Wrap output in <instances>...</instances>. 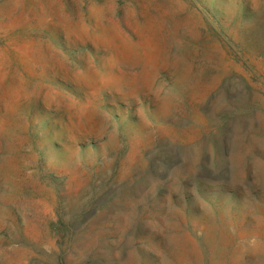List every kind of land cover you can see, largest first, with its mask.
Here are the masks:
<instances>
[{
  "label": "rangeland",
  "instance_id": "374dc122",
  "mask_svg": "<svg viewBox=\"0 0 264 264\" xmlns=\"http://www.w3.org/2000/svg\"><path fill=\"white\" fill-rule=\"evenodd\" d=\"M0 264H264V0H0Z\"/></svg>",
  "mask_w": 264,
  "mask_h": 264
}]
</instances>
